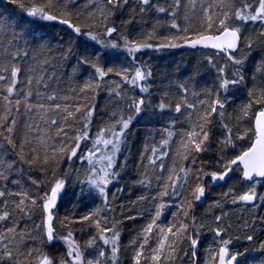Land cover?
Segmentation results:
<instances>
[{
  "label": "snow or ice",
  "instance_id": "snow-or-ice-1",
  "mask_svg": "<svg viewBox=\"0 0 264 264\" xmlns=\"http://www.w3.org/2000/svg\"><path fill=\"white\" fill-rule=\"evenodd\" d=\"M260 209L264 0H0V264H264Z\"/></svg>",
  "mask_w": 264,
  "mask_h": 264
},
{
  "label": "trees",
  "instance_id": "trees-1",
  "mask_svg": "<svg viewBox=\"0 0 264 264\" xmlns=\"http://www.w3.org/2000/svg\"><path fill=\"white\" fill-rule=\"evenodd\" d=\"M201 59V54L193 52L192 50H174L171 53H163L154 57L155 65H158L157 75L159 76L160 72H167L169 76L174 77L177 75L183 74V76H188L192 73L194 65H196L197 60ZM159 83V79H157ZM97 112L100 113L106 108V94L101 93L97 97ZM160 127L159 123L155 120H142L139 123H135L132 126L131 133L129 134V146L126 149L124 155L129 158V170L125 175L124 179L119 181V183L111 188L112 192H116V187H123L124 191L122 193H117L118 199L117 204L121 202H127L129 199L135 200L142 192V189L134 185V181L137 178L135 164L138 161L139 154L143 150L146 138H148L149 145L151 144V137L155 136L156 139H159L158 131H153ZM34 176H39V173H33ZM72 189H69L71 193ZM221 189L217 188L214 193L209 197V201L202 206L199 211L203 212V208L207 206V203H210L212 200L216 199V193L220 192ZM111 197V193H110ZM227 210V209H226ZM261 214H264V209L259 210ZM245 216H248V213H243ZM241 215L239 209L231 211L230 222L235 226L237 218ZM127 224L131 225L132 222L128 221ZM131 235V230L125 229L123 239L124 243L127 244L129 237ZM203 250H201L202 255ZM127 255V253H125ZM123 260L124 257L122 256Z\"/></svg>",
  "mask_w": 264,
  "mask_h": 264
},
{
  "label": "rangeland",
  "instance_id": "rangeland-1",
  "mask_svg": "<svg viewBox=\"0 0 264 264\" xmlns=\"http://www.w3.org/2000/svg\"><path fill=\"white\" fill-rule=\"evenodd\" d=\"M202 255H203V252H202Z\"/></svg>",
  "mask_w": 264,
  "mask_h": 264
}]
</instances>
